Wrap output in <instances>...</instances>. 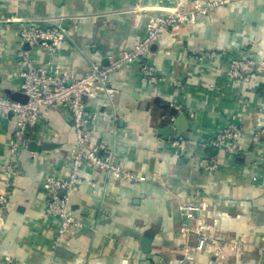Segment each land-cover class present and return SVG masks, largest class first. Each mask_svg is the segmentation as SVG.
Wrapping results in <instances>:
<instances>
[{"label":"crops","instance_id":"crops-1","mask_svg":"<svg viewBox=\"0 0 264 264\" xmlns=\"http://www.w3.org/2000/svg\"><path fill=\"white\" fill-rule=\"evenodd\" d=\"M169 2L0 0V90L18 92L21 84L16 53L29 50L19 37L21 21L67 22L57 61L40 48L31 53L41 64L57 62L70 80L82 77L89 63L106 66L131 50L145 36L148 18L164 13ZM199 54H207L205 62L196 59ZM232 56H252L248 81L229 79L225 70ZM141 66L162 82L145 80ZM111 81L116 118L104 97L87 100L92 128L135 179L81 168L69 201L76 225L55 244L43 217L41 183L52 170L67 168L74 135L66 108L52 107L45 114L52 135L37 144L56 147L28 148L17 156L19 175L0 209V264L5 258L16 264H264V137L258 135L264 131V0H244L170 29L144 59L123 65ZM171 105L187 117L188 131L177 140L158 134L175 118ZM11 118L0 119V192ZM229 123L240 131L238 156L199 146L201 136ZM174 142L184 145L183 154ZM202 160L216 169L203 170ZM183 203H201L205 227L237 246L221 250L222 259L211 250L185 258L184 245L194 247L195 238L180 233Z\"/></svg>","mask_w":264,"mask_h":264},{"label":"built area","instance_id":"built-area-1","mask_svg":"<svg viewBox=\"0 0 264 264\" xmlns=\"http://www.w3.org/2000/svg\"><path fill=\"white\" fill-rule=\"evenodd\" d=\"M171 3L163 8L161 15L150 16L146 26V34L143 39L131 50L124 52L118 59L111 60L108 65L100 66L89 63L88 70L80 78L67 79V71L57 62L41 64L33 57L31 50L40 48L47 52L55 61L60 55L67 33L59 22L49 21L44 28L38 22L21 21L19 37L21 43L29 50L20 49L16 58L21 67L18 72L21 84L18 92L25 95L27 100L20 103L9 98L0 90V119L6 120L12 116L13 130L11 143L8 145L9 155L3 167L2 182L5 190L0 192V209L7 204L10 196V188L19 175L17 169V156L22 150H27L31 142L51 136L45 124V114L54 106H63L70 115V125L74 135V146L69 151L67 168L62 171L52 170L42 180L41 190L45 198L43 217L51 224L54 243L58 244L64 236L74 227L73 216L70 211L69 201L72 193L79 186V172L83 167L94 168L104 173L106 178L132 181L135 178L127 167L118 164L115 154L108 149L103 141L97 137L92 128V116L87 106V100L104 97L107 106L111 108L109 116L116 118L114 114V100L116 90L111 81L112 74L123 65L135 61H141L151 51L158 38L178 25L193 24L196 15H206L211 5L201 6V0H168ZM189 2H193L197 12L184 10ZM228 0H218L219 5L226 4ZM216 5V3L214 4ZM200 55V56H199ZM195 58L205 62L207 54H199ZM208 58H215L209 54ZM255 61L250 59L231 58L226 66V73L233 82L248 81L254 72ZM141 73L145 80L152 84H160L162 79L153 74L150 68L141 66ZM85 98V99H84ZM177 112H182L178 105H171ZM108 115V114H107ZM106 118V116H103ZM264 137V131L258 133ZM240 131L231 123L221 131L201 136L198 144L205 150H217L222 154L235 157L239 155L237 141ZM180 154L184 153V145L174 142ZM264 166V160L261 162ZM200 167L206 171L216 169L214 164L207 160L200 162ZM183 224L180 233L184 238L193 236L195 245L183 248V256L189 259L191 253L206 252L222 259L221 250L229 245L228 239L216 233L214 228L205 227L201 217L203 206L200 203H183L179 208ZM186 241V239H185ZM4 264H16L11 258H5ZM170 264V263H168Z\"/></svg>","mask_w":264,"mask_h":264},{"label":"water","instance_id":"water-1","mask_svg":"<svg viewBox=\"0 0 264 264\" xmlns=\"http://www.w3.org/2000/svg\"><path fill=\"white\" fill-rule=\"evenodd\" d=\"M66 23H67L66 21H62L60 23L61 27L66 28ZM7 95L9 96L10 99L14 101H18L20 103H25L27 100L26 96L19 92H7ZM171 111H172L171 114L175 115V118H173L167 125H164L162 128H160L158 130V134L164 139L173 137L175 140H177L181 137L183 133L188 131L187 117L183 113L177 114L174 109H172ZM54 147H56L55 144L39 145L35 142H31L28 146L29 151L32 152L41 151V150H50Z\"/></svg>","mask_w":264,"mask_h":264},{"label":"rangeland","instance_id":"rangeland-1","mask_svg":"<svg viewBox=\"0 0 264 264\" xmlns=\"http://www.w3.org/2000/svg\"><path fill=\"white\" fill-rule=\"evenodd\" d=\"M242 1H244V0H228V2L226 4L219 5L218 0H201L198 8H200L201 6H207V5H211V8L208 9L206 15H196V19H195V22L193 24L196 23L197 17L209 16L210 14H212L217 9L226 8V7L231 8V7L235 6L237 3H239V2L241 3ZM169 3H171V2H169ZM215 3H216V5H214ZM195 5L196 4L193 2H189V4L186 5L184 10L197 12L196 9H193V8H195L194 7ZM193 24H186V25H193ZM210 54H213V53H210ZM214 55H216V54H214ZM251 57L252 56H250V57L248 56L247 58L250 59ZM230 58H239V56H232ZM255 58L258 59L257 56Z\"/></svg>","mask_w":264,"mask_h":264}]
</instances>
